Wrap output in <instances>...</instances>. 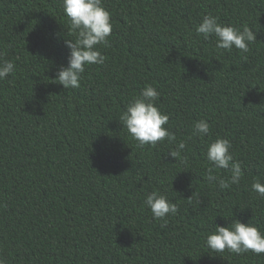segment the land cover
<instances>
[{"label":"trees","instance_id":"trees-1","mask_svg":"<svg viewBox=\"0 0 264 264\" xmlns=\"http://www.w3.org/2000/svg\"><path fill=\"white\" fill-rule=\"evenodd\" d=\"M110 13L101 65L78 88L54 81L75 41L62 0H0V256L7 264H264V254L212 251L207 236L234 220L264 233V0H102ZM257 40L218 50L205 15ZM147 85L176 136L138 145L120 117ZM205 120L206 136L193 134ZM231 142L240 184L206 179L207 146ZM186 148L176 159L169 152ZM219 178L230 172L214 169ZM153 191L178 212L153 218ZM190 198V199H189Z\"/></svg>","mask_w":264,"mask_h":264},{"label":"clouds","instance_id":"clouds-1","mask_svg":"<svg viewBox=\"0 0 264 264\" xmlns=\"http://www.w3.org/2000/svg\"><path fill=\"white\" fill-rule=\"evenodd\" d=\"M62 6L71 33L76 35V39L65 40V46L69 49L68 66H61L58 69L54 81H58L64 89L78 88L86 66L104 63L105 57L97 46H108L112 22L110 13L103 7L102 0H62ZM196 33L202 35L205 40L215 37L216 48L229 52L236 48L242 53H247L250 50L249 45L257 40L251 28L245 26L241 30L232 25L222 24L218 17L211 14L203 16L202 22L196 27ZM14 72L13 62L7 60L0 62V80H4ZM159 95L153 86L147 85L141 90L140 95L128 104L120 117L123 127L141 147L144 145L154 147L165 139L169 143L176 141L175 134L164 127L168 124L169 117L156 106ZM209 132L210 125L207 121L194 122V135L206 136ZM231 147V142L223 138H218L207 146L206 157L211 167L207 169L206 179L218 185L220 189L240 184L244 176L241 162L234 159L230 151ZM185 148V142L181 141L169 152V155L176 159ZM214 169L227 170L230 176L227 179L219 178L214 174ZM252 190L264 198V183L258 180L253 182ZM144 204L150 209L153 218L163 220L165 224L168 215H175L178 212L175 203L156 191L147 196ZM206 246L217 253L225 250L234 254L251 251L260 255L264 254V233L250 223L234 220L231 227L216 225L215 231L206 238ZM0 264H7L2 256H0Z\"/></svg>","mask_w":264,"mask_h":264}]
</instances>
